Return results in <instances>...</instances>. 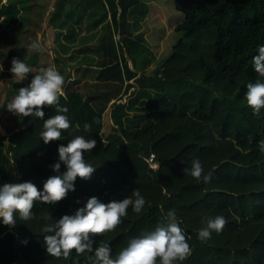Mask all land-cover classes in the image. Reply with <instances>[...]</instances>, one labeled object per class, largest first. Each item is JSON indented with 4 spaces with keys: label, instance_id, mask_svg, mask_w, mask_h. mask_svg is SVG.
<instances>
[{
    "label": "trees",
    "instance_id": "obj_1",
    "mask_svg": "<svg viewBox=\"0 0 264 264\" xmlns=\"http://www.w3.org/2000/svg\"><path fill=\"white\" fill-rule=\"evenodd\" d=\"M171 2L182 13L174 24L181 34L154 69L162 91L144 101L139 125L112 130L114 122H108L111 128L103 130L100 113L76 96L74 81L60 98L72 125L60 140L43 142L40 119L17 131L20 120L14 114L0 121V186L30 181L42 191L43 182L57 174L51 166L59 162L60 145L76 136L97 142L83 153L95 171L88 180L77 177L74 192L56 204L35 202L31 220L22 221L16 213L15 227L0 220V264H91L89 253L48 255L42 228L74 215L93 196L102 203L120 201L134 189L145 198L143 210L135 213L130 206L115 230L91 237L97 245L108 244L113 257L175 209L192 249L181 264H264V109L257 118L245 100L247 83L258 78L252 58L264 45V0ZM18 13L14 4L0 0V29L16 24ZM10 56L0 53L4 69L11 67ZM7 103L0 107V118L8 113ZM43 111L44 119L56 114L51 107ZM85 123L92 125L90 132L83 130ZM10 133L13 142L5 151ZM151 152L157 168L145 159ZM195 159L204 174L212 173L210 183L184 174ZM215 215L224 216L226 226L201 242L203 221Z\"/></svg>",
    "mask_w": 264,
    "mask_h": 264
},
{
    "label": "clouds",
    "instance_id": "obj_2",
    "mask_svg": "<svg viewBox=\"0 0 264 264\" xmlns=\"http://www.w3.org/2000/svg\"><path fill=\"white\" fill-rule=\"evenodd\" d=\"M28 48L40 51L42 42L32 41ZM252 66L257 74L255 82L246 85L245 100L252 114L259 118L264 109V45L257 48V54L252 58ZM9 71L13 80L20 83L27 79L33 68L24 60L14 57ZM0 72L3 66L0 65ZM65 77L54 66L39 69L30 82L17 90V94L7 103V110L19 117L32 116L43 120V130L40 137L45 144L60 140L62 132L72 125L66 115L68 108L62 106L60 98L64 96L63 87ZM45 107L55 109L56 114L44 119ZM77 128L80 126L77 125ZM85 132L92 130L90 123L83 125ZM95 139H85L76 136L65 145L58 147L59 162L52 165L54 175L43 182V190L26 181L23 183H5L0 186V220L9 227L16 225V213L22 221L33 219L34 203L56 204L65 199L69 192L75 191L77 177L88 180L95 171V167L84 159V152H91L96 147ZM264 151V141L260 143ZM61 162L66 171L60 173ZM184 174L196 180L210 183L212 173L204 174L201 161L195 159L191 167L183 169ZM134 197V199H133ZM79 203V201H77ZM145 198L138 189H134L131 197L120 201L102 203L97 197L89 198L86 204L78 208L74 215H63L55 223H45L42 228L44 247L48 255L68 258L75 251L77 255L89 253L87 257L91 264H181L191 254V246L183 229L180 227L176 210L171 209L154 229L143 231L140 235L130 239L118 255L113 257L111 247L106 243L96 244L91 237L101 236L111 232L122 223L131 206L133 212L140 213L145 206ZM50 217H45L47 221ZM204 227L198 231L197 238L207 241L213 232L219 234L227 224L222 215L209 216L204 221ZM27 243V241H23Z\"/></svg>",
    "mask_w": 264,
    "mask_h": 264
},
{
    "label": "crops",
    "instance_id": "obj_3",
    "mask_svg": "<svg viewBox=\"0 0 264 264\" xmlns=\"http://www.w3.org/2000/svg\"><path fill=\"white\" fill-rule=\"evenodd\" d=\"M82 1H73L76 13L72 10L68 18L70 27L64 23L62 28L54 27L61 31L55 35V47L47 45L48 54L54 52L49 66L65 77L63 91L74 81L76 96L85 98L93 112L100 113L103 130L111 128L108 122H114L112 130L139 125L144 101L159 92L153 86L152 70L159 65L163 51L172 49L181 34L174 30L176 20H168L165 13L168 0H105L98 12L93 11L91 3L81 7ZM156 22L161 27L155 30ZM10 53L17 51L14 48ZM8 72L10 96L5 99L10 102L30 77L17 83ZM15 117L20 120L16 131L33 121L32 116ZM12 134L4 141L5 150L13 142Z\"/></svg>",
    "mask_w": 264,
    "mask_h": 264
},
{
    "label": "rangeland",
    "instance_id": "obj_4",
    "mask_svg": "<svg viewBox=\"0 0 264 264\" xmlns=\"http://www.w3.org/2000/svg\"><path fill=\"white\" fill-rule=\"evenodd\" d=\"M3 3H12L18 8V21L16 24L10 25L7 28L0 29V53H9L14 48L17 51L14 56H10L8 61H12L14 57L24 60L25 62L33 68V73L29 74L28 81L30 82L32 75H34L39 69L47 67L50 65L51 59H53V50H51L52 55H49L47 52V45L55 47V35H58V31H55L56 28H62L65 24L70 27V24H67L68 18L70 20L71 12H73V1L75 0H1ZM105 0H84L80 6H87L90 3L93 11H101V6ZM164 3V2H162ZM102 4V5H101ZM167 8L165 13H167L168 20H178L181 19L182 13L176 10L174 7H171L172 2L168 0L165 2ZM73 10V11H72ZM81 10V8H80ZM76 13V11H74ZM67 19V20H66ZM65 20V21H64ZM64 23V24H63ZM153 28L158 29L161 27V24L157 22L153 24ZM167 26V25H166ZM56 27V28H54ZM163 26L161 32L164 30ZM52 31V32H51ZM70 33V29H69ZM180 34V32H178ZM176 32V36L179 34ZM39 39L42 42V48L40 51H32L28 48V45ZM172 49H165L161 54L160 59H163L167 56ZM38 55V60H35L36 54ZM11 54V53H10ZM39 56L42 60L39 59ZM28 59V61H27ZM1 60V59H0ZM0 65L2 62L0 61ZM37 65V66H35ZM39 65V66H38ZM10 69V68H9ZM9 69L3 68V72H0V107H2L6 101L7 95L9 94L8 81H10ZM154 70H152L153 74ZM151 73H149L150 75ZM153 77V75H151ZM144 77V76H143ZM151 77V78H152ZM28 82V83H29ZM157 91H162L160 82L153 85ZM160 94L156 92V95ZM10 95H8L9 97ZM6 113L1 116L0 121L5 118ZM1 115V114H0ZM11 120V119H9ZM3 121V120H2ZM130 126V125H129ZM114 127V125H113ZM3 131V126L0 125V133ZM7 144V143H6ZM6 147V146H4ZM5 150V149H4ZM6 151V150H5Z\"/></svg>",
    "mask_w": 264,
    "mask_h": 264
},
{
    "label": "built area",
    "instance_id": "obj_5",
    "mask_svg": "<svg viewBox=\"0 0 264 264\" xmlns=\"http://www.w3.org/2000/svg\"><path fill=\"white\" fill-rule=\"evenodd\" d=\"M145 159L149 163L150 167H152V168L158 167V162H157L155 154L153 152L149 153V155L146 156Z\"/></svg>",
    "mask_w": 264,
    "mask_h": 264
}]
</instances>
